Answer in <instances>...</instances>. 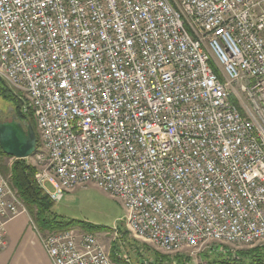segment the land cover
Masks as SVG:
<instances>
[{
	"label": "built area",
	"instance_id": "obj_1",
	"mask_svg": "<svg viewBox=\"0 0 264 264\" xmlns=\"http://www.w3.org/2000/svg\"><path fill=\"white\" fill-rule=\"evenodd\" d=\"M0 41L53 203L66 195L54 177L81 180L160 247L261 243L264 0H0ZM26 214L0 173V250ZM40 238L51 264H113L93 235Z\"/></svg>",
	"mask_w": 264,
	"mask_h": 264
},
{
	"label": "rangeland",
	"instance_id": "obj_2",
	"mask_svg": "<svg viewBox=\"0 0 264 264\" xmlns=\"http://www.w3.org/2000/svg\"><path fill=\"white\" fill-rule=\"evenodd\" d=\"M11 109L12 104L8 99H5L1 90V118L11 117ZM37 149L40 151L39 153H43L42 158L35 159L32 156L25 159L26 163L35 169V175L46 165L47 161V157L41 149L38 136ZM12 161L13 159L0 158V169L5 167L10 168ZM0 173L6 178H10V174L1 171ZM43 191L46 193L45 190ZM54 204L52 212L53 220L71 222L65 231H71L75 235L87 233L93 235L109 253L114 264H207V261L220 260L238 262V264H249L253 254H248V252L255 248L264 247V242L252 246L208 242L197 249H183L177 253L165 254L150 242L134 237L128 231L124 221V206H121L117 199L109 196L108 191L103 187H98L97 189L93 185H89L86 188H76L67 192L61 202ZM26 215L29 217L28 212ZM29 219L31 218L29 217ZM86 223L98 226V228L96 230H89L84 225ZM33 227L37 230L35 225ZM58 232L63 231L45 232V236ZM38 234L44 236L43 232H38ZM239 259L243 262L239 261Z\"/></svg>",
	"mask_w": 264,
	"mask_h": 264
},
{
	"label": "trees",
	"instance_id": "obj_3",
	"mask_svg": "<svg viewBox=\"0 0 264 264\" xmlns=\"http://www.w3.org/2000/svg\"><path fill=\"white\" fill-rule=\"evenodd\" d=\"M2 90L5 99H8L12 104L10 113L17 117L18 122H26L32 125L35 133L38 136L36 124L32 115H23L20 112L22 101L17 95L13 94L0 79V91ZM4 90V91H3ZM39 138V136H38ZM0 158L12 159L5 156L0 150ZM1 172L10 174L8 179L11 188L16 192L19 199L24 203L32 223L37 228V232L52 233L56 231H65L70 226L69 221H55L52 218V212L55 204L49 199L48 195L37 185L35 181V169L28 165L25 160L13 159L9 167L1 168ZM51 216V218H50ZM89 230H96L98 226L91 224H84ZM46 232V233H45ZM40 236H43L39 234ZM253 254L249 264H264V247L255 248L248 252ZM244 255V254H242ZM116 261V259L114 258ZM239 261H241L239 259ZM113 262V261H112ZM209 262V263H208ZM243 262V261H241ZM207 264H238L233 261H207Z\"/></svg>",
	"mask_w": 264,
	"mask_h": 264
},
{
	"label": "crops",
	"instance_id": "obj_4",
	"mask_svg": "<svg viewBox=\"0 0 264 264\" xmlns=\"http://www.w3.org/2000/svg\"><path fill=\"white\" fill-rule=\"evenodd\" d=\"M27 215H20L5 225V247L0 250V264H51L37 230Z\"/></svg>",
	"mask_w": 264,
	"mask_h": 264
},
{
	"label": "water",
	"instance_id": "obj_5",
	"mask_svg": "<svg viewBox=\"0 0 264 264\" xmlns=\"http://www.w3.org/2000/svg\"><path fill=\"white\" fill-rule=\"evenodd\" d=\"M37 136L32 125L12 119L0 122V150L12 159L25 160L36 152Z\"/></svg>",
	"mask_w": 264,
	"mask_h": 264
},
{
	"label": "bare ground",
	"instance_id": "obj_6",
	"mask_svg": "<svg viewBox=\"0 0 264 264\" xmlns=\"http://www.w3.org/2000/svg\"><path fill=\"white\" fill-rule=\"evenodd\" d=\"M0 50H1V41H0ZM0 74H1V67H0ZM39 152L40 151L38 149H36V152L33 155V157H35V159L42 157V153H39ZM39 172L53 173V166H46L45 165L41 170H39ZM8 186L10 189H12L10 184H9V181H8ZM77 187H81V180H74V185H68V183H64V181L61 180V177H54V188L58 191H65V193H67V192H70V191L76 189ZM103 188H105L108 191V187H103ZM123 206H124V210H125L124 221H125L126 228H128V231H130L135 237L150 242L152 245H154L156 248L160 249L165 254L177 253V252L182 251L183 249H188V247H184V246H175V247H171V248H163V247H160V244L158 243V241L148 240V239H146L144 234H135V229H134V225H133V223H134V211H132V209L130 208L129 205H123ZM63 232H68V231H63ZM208 242H213V237H204V244H206ZM262 242H264V238H261V243ZM215 243L236 245V244H234L233 240L223 239V238H215ZM256 244H258L257 240H249V241H247V243H244L242 246H248V245L252 246V245H256ZM109 261H110V263H113L110 256H109Z\"/></svg>",
	"mask_w": 264,
	"mask_h": 264
},
{
	"label": "flooded vegetation",
	"instance_id": "obj_7",
	"mask_svg": "<svg viewBox=\"0 0 264 264\" xmlns=\"http://www.w3.org/2000/svg\"><path fill=\"white\" fill-rule=\"evenodd\" d=\"M12 119H17V117L12 114L11 117H6V118L2 119L0 116V122H7V121H11Z\"/></svg>",
	"mask_w": 264,
	"mask_h": 264
}]
</instances>
